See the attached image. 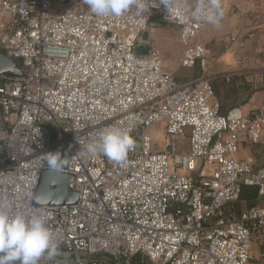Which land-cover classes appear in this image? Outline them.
<instances>
[{
  "label": "built area",
  "instance_id": "1",
  "mask_svg": "<svg viewBox=\"0 0 264 264\" xmlns=\"http://www.w3.org/2000/svg\"><path fill=\"white\" fill-rule=\"evenodd\" d=\"M139 2L142 10L97 17L85 0H0L1 50L25 71L0 76V210L46 215L60 258L39 264H249L254 244L264 248V166L238 155L264 152V97L250 113L222 114L212 52L198 41L222 25L225 0ZM153 22L176 27L178 70L199 65L203 76L181 82L165 70ZM235 44L245 47L231 37L225 50ZM108 127L129 132L123 159L86 151ZM154 127L165 134L155 139ZM54 148L78 202L36 206ZM245 185L261 203L240 211Z\"/></svg>",
  "mask_w": 264,
  "mask_h": 264
},
{
  "label": "crops",
  "instance_id": "2",
  "mask_svg": "<svg viewBox=\"0 0 264 264\" xmlns=\"http://www.w3.org/2000/svg\"><path fill=\"white\" fill-rule=\"evenodd\" d=\"M221 16L222 25L206 27L199 36L202 40L198 38V41L212 52L211 61L215 64L211 71L212 76L230 77L237 93L235 106L250 113L259 106L264 97V83L255 81L256 76L264 74V0H225ZM156 24H152L154 33L151 35L156 33ZM163 24L158 22V25ZM231 37L242 39L245 47L240 49L235 44L232 51L227 52L225 46ZM179 70L181 71L176 78L181 82L199 78L201 70L203 76L201 67L199 72ZM51 127L53 126H45L47 137ZM48 140L54 145L55 140L52 142L49 137Z\"/></svg>",
  "mask_w": 264,
  "mask_h": 264
},
{
  "label": "clouds",
  "instance_id": "3",
  "mask_svg": "<svg viewBox=\"0 0 264 264\" xmlns=\"http://www.w3.org/2000/svg\"><path fill=\"white\" fill-rule=\"evenodd\" d=\"M89 10L97 17H120L134 5L140 8L139 0H85ZM132 141L127 129L108 127L103 129L98 139L87 145L90 155L98 152L113 160L123 159ZM48 168L60 171L63 159L59 152L45 154ZM58 245L53 241V233L47 226L43 213L30 217L11 216L0 210V264H39L45 254L50 258L56 253Z\"/></svg>",
  "mask_w": 264,
  "mask_h": 264
},
{
  "label": "rangeland",
  "instance_id": "4",
  "mask_svg": "<svg viewBox=\"0 0 264 264\" xmlns=\"http://www.w3.org/2000/svg\"><path fill=\"white\" fill-rule=\"evenodd\" d=\"M152 24H154V22ZM155 28H156V33L154 35L151 34L150 35L151 37H154V39L157 41L158 46L162 52L165 70L167 72L174 73V76L177 77V73L181 71V70L179 71L177 70H178L179 59L183 52V47L179 41V33L176 27H173L168 24L158 25L157 23ZM200 39L201 38H199V40ZM190 70L194 72L196 70L197 72H199L200 66L198 65L196 68ZM200 76H202V70ZM158 131H162V133L165 134V130L161 127H154L150 129L149 132L155 136V139H158V137H156V133ZM48 137L52 142H54L56 138V131L54 127H51V129L49 130ZM188 141H189L188 139L181 140V144L187 145ZM157 144L160 147H164L165 142L162 139H159ZM57 150L59 149L54 148L53 152H56ZM250 155L255 156L257 161V166H261L264 164V152L259 148H252V146H247L245 148H242L240 150L238 157L245 158ZM33 203L36 206L39 205L34 199H33ZM246 208H248V204L246 202H241L236 205V209L240 211L245 210ZM262 252H264V248L260 244H254L252 250V260L249 264H264V257L261 256ZM51 257L54 259L60 258L57 255H53Z\"/></svg>",
  "mask_w": 264,
  "mask_h": 264
},
{
  "label": "water",
  "instance_id": "5",
  "mask_svg": "<svg viewBox=\"0 0 264 264\" xmlns=\"http://www.w3.org/2000/svg\"><path fill=\"white\" fill-rule=\"evenodd\" d=\"M137 51L140 55L148 53L139 46ZM24 69L19 61L8 59L0 47V76H22ZM62 156L61 150H57ZM55 153V152H54ZM63 159V158H62ZM64 166V163H63ZM73 180V176L60 171L45 170L40 176L38 188L34 195V200L38 206H62L74 205L78 202V194L69 190L68 185Z\"/></svg>",
  "mask_w": 264,
  "mask_h": 264
},
{
  "label": "trees",
  "instance_id": "6",
  "mask_svg": "<svg viewBox=\"0 0 264 264\" xmlns=\"http://www.w3.org/2000/svg\"><path fill=\"white\" fill-rule=\"evenodd\" d=\"M215 96L220 103L221 113L227 114L235 106L237 93L231 81L227 82L226 77H213L211 80ZM256 148V147H255ZM264 166V164L262 165ZM241 202H246L248 208L259 205L261 200L258 196V191L255 186L245 185L242 190Z\"/></svg>",
  "mask_w": 264,
  "mask_h": 264
}]
</instances>
